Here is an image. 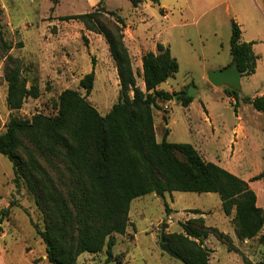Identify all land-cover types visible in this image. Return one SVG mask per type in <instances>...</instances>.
<instances>
[{
    "label": "trees",
    "instance_id": "16d2710c",
    "mask_svg": "<svg viewBox=\"0 0 264 264\" xmlns=\"http://www.w3.org/2000/svg\"><path fill=\"white\" fill-rule=\"evenodd\" d=\"M141 1L129 0L132 6ZM1 13L0 7V17ZM59 19L80 21L85 29L104 37L116 66L119 92L109 111L101 114L86 98L93 89L92 69L79 79L83 95L65 88L58 94L55 114L36 113L31 119L11 116L0 132V154L12 162L14 183L18 187L25 184L42 215L43 227L34 228L44 243L47 261L76 264L81 253H96L106 245V264L111 257L112 235L123 234L128 224L131 201L149 193L215 192L224 214L233 210L231 220L237 239L255 237L264 216L248 181L205 160L190 143L170 142L165 136L160 141L155 138L153 110L159 100L171 101L174 94L183 106L192 100L186 94L188 86L173 92L157 88L178 70L169 48L157 44V53L142 55L143 90L136 83L123 42V19L116 11L106 9L103 0L92 11ZM230 27V63L234 62L242 76L251 75L257 60L253 42L241 40V29L234 19ZM2 35L0 21V41ZM3 46L10 48L5 42ZM4 76L10 110L20 109L25 98L38 95L35 85L26 86L17 65L6 70ZM239 93L228 88L234 106L241 100L264 113V95ZM261 178L264 171L249 181ZM10 206L2 212L7 213ZM193 212L201 214L198 209ZM180 226L183 233L164 235L169 247L181 257L182 264H209V249L203 245L208 229L202 218ZM212 230L228 248L235 249L227 234Z\"/></svg>",
    "mask_w": 264,
    "mask_h": 264
},
{
    "label": "rangeland",
    "instance_id": "374dc122",
    "mask_svg": "<svg viewBox=\"0 0 264 264\" xmlns=\"http://www.w3.org/2000/svg\"><path fill=\"white\" fill-rule=\"evenodd\" d=\"M87 1L0 0L3 33V41H0V132L5 130L11 116L31 119L36 113L55 114L58 94L65 88L76 89L83 95L79 79L92 69L99 73V80L104 77L108 81L102 85L95 80L87 100L101 114L107 113L116 102L119 87L111 79L113 59L108 60L103 54L100 58L89 47V33L80 21L59 19L62 15L96 8H90ZM107 4L121 16H127L131 5L129 0H108ZM152 4L153 8L158 7L157 3ZM170 7H182L178 14L184 24L172 30L175 39L172 50L179 60L178 70L173 77L161 83L162 87L170 85L175 89L184 87L182 90H185V85L193 86L195 92L191 97L195 98L197 108L202 103H211L225 117L235 121L239 112L233 103L228 102L229 86L206 83L201 75L205 70H214L210 67L230 61L231 19L236 18L237 22L239 18L244 26L243 40L252 34L260 37L253 52L261 54L262 59L258 62V76L243 75L238 91L241 95L252 96L255 90L264 88V0H177ZM155 14L158 22L163 25L167 22L159 11L155 10ZM3 42L10 48L4 47ZM13 65L19 67L26 86L33 84L38 91L36 97L25 98L18 110H10L6 105L7 82L4 75ZM138 67L135 66V70ZM136 83L144 89L139 70L136 71ZM171 109L169 120L173 129L167 140L185 141L189 115L178 105H172ZM161 119L155 115L157 140L165 134V120ZM251 159V171L243 174L247 179L264 171V144ZM13 179L12 162L0 154V264H50L44 243L34 228V225L43 227L42 215L25 184L18 187ZM249 185L264 216V194L263 197L259 194V188L264 189V178L250 181ZM9 204L11 206L4 214L2 210ZM194 209L201 214L194 213ZM232 216L233 210L229 215L224 214L219 195L215 192L172 191L162 196L149 193L134 198L124 233L112 235L111 257L106 264H182L161 250V225L168 224L164 235L183 233L180 224L199 217L208 229L203 245L209 249V264H247L248 261L264 264V222L255 237L239 240L234 233ZM212 229L227 234L235 249L228 248ZM105 249L106 245L96 253H81L76 264H105Z\"/></svg>",
    "mask_w": 264,
    "mask_h": 264
},
{
    "label": "crops",
    "instance_id": "0c3cea01",
    "mask_svg": "<svg viewBox=\"0 0 264 264\" xmlns=\"http://www.w3.org/2000/svg\"><path fill=\"white\" fill-rule=\"evenodd\" d=\"M99 1L100 0H88L87 2L89 7L92 8L96 7ZM107 2L108 0H103V4L106 9L113 10L108 6ZM152 2L154 4L157 3L158 7L153 8ZM175 3H177V0H142L137 6L130 5L127 16H121L120 13L114 10L123 19V42L131 57V65L135 73L138 70L140 73L142 72L141 57L144 53L148 51L157 53V44H162L163 46L169 48L171 55L176 58L179 67L178 57L172 50V47L175 43V39L172 37V30L183 26L184 23L181 21V19H183L182 16L178 14L182 7H170ZM155 10L159 11L162 14V18L167 20L164 25L156 20ZM169 11L170 15H168ZM237 23L241 29V40H243L242 32L244 34V26L242 22H240L239 18ZM87 32L89 34H86L90 39L89 47L95 51L100 58H102L101 54H103L106 59L110 60L112 57L110 56L108 45L104 37L89 30H87ZM259 38L260 37L257 36V34H252L247 38H244L243 41H252L253 50V47L259 42ZM256 56L257 60L255 71L251 75H248L252 78L258 76V62L260 59H262L261 54H256ZM134 61H136V65L134 64ZM230 61L222 65L217 64V66L210 67L209 69H221L228 65ZM112 65L114 73H112L111 79L115 85L119 87L114 60L112 61ZM135 66H139V69L135 70ZM207 71L208 70H205L201 75L202 79H204L206 83L208 81L206 77ZM94 73V81L99 80V73L96 70ZM105 80L106 79L103 77L99 81L102 85H105V82L108 81ZM140 88L142 89V87ZM157 88L172 92L181 91L184 87L175 89L168 85L167 87L163 88L162 84L160 83ZM214 90H217V88ZM239 95L245 96L241 95V93H239ZM260 95H264V88L261 90H255L254 94L249 97ZM227 98L229 104L232 105L233 100L229 96ZM194 99L195 98H192V100L186 106H183L179 101L175 100L162 102L159 101L158 108H154L153 110L154 122L156 114L158 118L164 119L165 117L166 128L164 136L167 140L169 132L173 129L171 121L169 120L172 113L171 107L174 104L180 106V108L185 110L186 115H189V120L186 124V140L170 142L190 143L205 160L218 164L233 174L241 176V178L248 181L249 184L250 178L247 179V177L243 174L251 171V157L252 155H255L258 148L264 144V113L255 110L250 104L239 100L236 106L239 115L236 116L235 121H231L211 103H202L201 107L197 108L196 104L194 103ZM260 121H262V124ZM154 131L156 138L155 124ZM259 194L263 197L264 189L259 188Z\"/></svg>",
    "mask_w": 264,
    "mask_h": 264
},
{
    "label": "water",
    "instance_id": "95a60500",
    "mask_svg": "<svg viewBox=\"0 0 264 264\" xmlns=\"http://www.w3.org/2000/svg\"><path fill=\"white\" fill-rule=\"evenodd\" d=\"M206 77L208 81L214 86L226 85L234 90L240 89L241 72L235 66L234 62L229 63L228 65H226L221 69L209 70L206 74ZM194 92H195L194 87L190 86L187 88L186 94L188 96H191ZM173 99L175 101L177 100V94L173 95ZM167 225H168L167 223H162L161 225V231L159 236H160V241L162 243L160 245V248L169 256L182 262L181 257L169 247L166 241H164V230L165 227H167Z\"/></svg>",
    "mask_w": 264,
    "mask_h": 264
}]
</instances>
